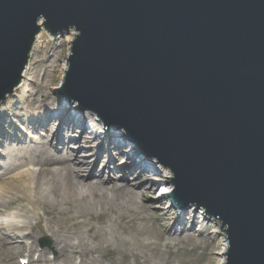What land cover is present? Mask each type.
Instances as JSON below:
<instances>
[{"label":"water","instance_id":"95a60500","mask_svg":"<svg viewBox=\"0 0 264 264\" xmlns=\"http://www.w3.org/2000/svg\"><path fill=\"white\" fill-rule=\"evenodd\" d=\"M43 29L77 31L60 93L221 220L225 264H264V0H0V103Z\"/></svg>","mask_w":264,"mask_h":264},{"label":"bare ground","instance_id":"6f19581e","mask_svg":"<svg viewBox=\"0 0 264 264\" xmlns=\"http://www.w3.org/2000/svg\"><path fill=\"white\" fill-rule=\"evenodd\" d=\"M46 36L50 40L54 39L46 30L43 29L41 31L33 48V53L37 50L36 55L33 58L31 56L24 72L22 83L14 91V94L18 91L26 94L28 86L38 88L36 84L30 85L27 76L33 75L32 60L37 62L40 54L46 50L45 46L48 45L45 42ZM56 40L58 38H55V42ZM59 40H63L64 45L68 44V47H70V43L73 40V32ZM41 41L44 46H39V44H42L40 43ZM65 59L67 58L65 57ZM63 69L66 70V64L62 66ZM47 85L49 86V82H47ZM40 92L44 98L48 97V94L43 92V90H40ZM10 98L0 105V112L3 106L7 107V102ZM55 101L58 102L57 97ZM48 102L49 100L46 99L44 102L33 100L28 103L27 108L32 107L34 111V125H38L40 132H42L39 134L34 129L36 136H42L36 141L35 145H31L25 138L17 137V135L13 134L7 139L12 142H18L19 146L16 150H10L5 154V165L2 172H0V179L2 180L0 185V264H15V260L19 259V257H23L21 259L26 260V264H74L77 258L80 261L79 264H95L96 258L94 256L97 254H103L106 259L108 252L102 253L103 246L100 243H89V240L82 235L81 230L88 228V232L92 233L93 228L87 227V221H90L94 216H97L99 220H104L106 218L105 213L112 210L113 205L118 208H128V210H131L130 207L134 205L137 215L129 219L126 218L124 227L127 230V227L132 228L135 223L143 224L144 229L138 227V230H136L138 236H156L159 242L152 241L148 243L139 241L138 244L141 246L143 254H146L147 250L155 255L159 261H162V264H170L165 254V251L168 252V250L172 249L169 243H175L180 240L195 243L196 247H199L202 243L207 244L206 255H211L218 246L221 247L220 252L216 251V254L218 256L221 255L218 259L220 264L225 263V252L229 243L226 239V233L223 234L224 229L220 227L219 222L210 221L207 212H203L201 217V212H198L201 208L196 209L193 206H190L188 211L185 209L180 214L177 210L174 211L173 207L175 206L170 202V194L173 193L174 186L168 180L173 172L168 169L163 170L162 173L167 175L168 179L166 180L168 182L159 190L161 201L167 203V213H153V206L146 204L145 201L144 203L139 202V199L141 201L144 200L146 192L140 190L136 183L143 182V179H147L149 176H160V168L156 167L157 170L153 167L157 172L152 171L150 168L146 169L148 166L142 160H138L140 157L134 158L133 155L129 156V153H126L128 159L126 160L136 166L132 165L137 170L136 175L129 177L126 165H115V170L124 169V172L119 171L118 174H114L109 162L103 163V169L98 172L97 167L99 170V164L102 162L101 154L107 148H111L109 146L103 148L101 144L108 142L107 144L111 145L119 140L120 137L114 135L102 136V134L100 135L102 131H91L92 137H88L86 132L87 125L83 117L70 119L73 123L72 126L70 125L67 115L72 116L71 112L77 106L76 102H70L68 107H63L60 103L59 108H56L53 104L47 106ZM56 113L58 114L57 116L55 115ZM22 123L25 122L22 121ZM65 127L72 134H78L80 147L83 148L82 152L85 153V156H83L85 157L84 160H80L77 157L80 151L71 153L67 145H64L66 143H61L63 142V135L65 136V133H61V130ZM111 129V131H115L114 128ZM117 131L120 133L119 129ZM120 134H122V131ZM48 140H56V144L58 148L62 149V153H55L52 142L49 144ZM121 149L120 144H118V147L112 148L116 155L119 154ZM127 151L125 150V152ZM124 159L123 157L122 162H124ZM152 159L153 165L162 167L160 162L156 164L157 160L155 158ZM110 161L114 163L115 159L112 158ZM135 176H138L140 180L131 182V179L137 178ZM144 186L148 187V185ZM152 189L155 188L151 187L149 191ZM187 212H189L188 222L194 224V232L198 236L194 232L186 233L184 226L186 218L183 216ZM62 218H66V224L69 225L70 229L77 231V236L74 234L70 235L62 229L64 226L62 224H65L61 220ZM56 219L62 222V227L59 223L57 224L59 226L57 230L53 226ZM155 219L159 223L157 224V230L149 232L147 229L149 228L148 224H151ZM32 221H35L34 225ZM44 222L46 224L45 229L42 226ZM213 223L215 226L209 231V224ZM197 225L200 229H198ZM176 227L178 228L174 229ZM99 232L105 237L107 232L109 235L110 230L103 223ZM39 233L42 235L44 233L51 234L54 240V250L58 254L57 258L50 259L47 250L38 248ZM97 235L98 232L93 233L95 238H97ZM209 237L215 242L209 241ZM117 240L119 241L120 239L117 238ZM132 255L136 264H152L150 260L140 256L138 253L133 252ZM109 260L111 263L113 262V259L109 258ZM129 260L130 257L127 254L122 264H129Z\"/></svg>","mask_w":264,"mask_h":264},{"label":"rangeland","instance_id":"374dc122","mask_svg":"<svg viewBox=\"0 0 264 264\" xmlns=\"http://www.w3.org/2000/svg\"><path fill=\"white\" fill-rule=\"evenodd\" d=\"M58 40L55 39L50 40L48 36L45 38V42L48 43L46 47V50L40 54V57L38 58L37 62H34L32 60L31 63V68H33V75L27 76L28 80L30 81V85H37L38 88H33L32 86H28V92L26 94H23L21 92H16L11 96V98L7 102V107L3 106L2 111L0 112V172H2L4 168V156L7 152L10 150L14 151L16 148L19 146L18 142H12L7 140L11 135H17V137H23L28 141L31 145H35L36 141L42 137L41 135L36 136L35 131H37L39 134L40 132V127L38 125H34V111L32 110L33 108H27L28 103L36 100V102H44L46 99L49 100L47 103V106L49 105H54L56 108H59V104L55 102V97L56 95L54 94V87L57 86L58 84L61 83V79L63 76L64 69L62 70V66L65 64V57L68 56L69 52V45H64L63 40H59L61 37H57ZM42 43V41L40 42ZM39 46H44L43 43L39 44ZM37 51V50H36ZM36 51L33 53L32 58L35 57ZM49 55V56H48ZM49 60V61H48ZM34 81V82H33ZM47 82H49V86L47 85ZM40 90H43V92L48 94L47 98H44L41 95ZM29 97H31L29 99ZM62 103V102H61ZM32 110V111H31ZM55 110V109H53ZM63 114V113H62ZM19 118V119H18ZM25 122V123H22ZM30 122H32L30 124ZM86 124L88 122L85 121ZM30 124V125H29ZM71 126L73 124H70ZM90 126V124H89ZM35 129V131H34ZM99 128H95L94 131L96 132ZM87 136H90L91 132L87 129ZM61 133H65V136L63 135V142L61 143H66L64 145H67L68 149L70 152H75V151H80L77 154V157L80 160H84L85 153L82 152V147H80V142L78 141V134L77 133H71L69 132V129L66 127L61 130ZM84 133V130H83ZM3 134V135H2ZM67 135V136H66ZM82 136V135H81ZM103 136V135H102ZM62 137V136H61ZM52 142L53 144V149L55 153H62V149L58 148V145L56 144L55 141H50L48 140V143L50 144ZM108 142H105V144H101L104 147H111L107 148L106 151H103L101 154V160L102 162L99 164V170L97 167V171L100 172L104 165L106 163H110L112 166L111 168L114 170V174H118L119 171L124 172L123 170H115V165H126L128 168L127 175L133 176L134 174L136 175L137 170H135L134 167H136L133 163L131 164L129 161L126 160L127 155L125 150H130L129 148L124 149L125 147H122L120 150L119 154H114V151L112 148H116L113 144L108 145ZM71 147V148H69ZM128 152V151H127ZM126 155V156H125ZM124 159V162H122V158ZM114 158L115 162L112 163L110 159ZM117 158V159H116ZM120 158V159H119ZM97 159V158H96ZM95 159V160H96ZM152 164V163H151ZM134 167H133V166ZM32 170V168H31ZM96 170V169H95ZM106 174V173H105ZM159 176V175H158ZM152 177L149 176L143 179V182H138L136 183V186L139 187L140 190H143L146 192L144 194V200L141 201L139 199V202H142L146 204H149L153 206V213L159 212L161 214H166L167 213V203L165 201H161V196H160V188L165 186V182L167 181L166 179V174H164V177ZM137 178L131 179V182H136V180H140L138 176H135ZM156 178V179H153ZM153 179V180H152ZM145 180V181H144ZM2 184V180L0 179V185ZM144 185H148V187H145ZM155 188L149 191V188ZM149 192V193H148ZM132 205V204H129ZM131 210H128V208H118L116 206H112V210L108 211L105 213L106 218L104 220H99L97 216H94L90 221H87V227L93 228V232L89 233L88 228L82 229V235L88 239L89 243H94L98 244L100 243L103 246V251L102 253H107L106 259L104 255H95L94 257L96 258V263L95 264H122V262L125 260L127 257V254L130 257L129 264H136L134 262V258H132V253H138L140 256L146 257L148 260L151 261L152 264H162V261H159L155 255L152 253L148 252L146 250V254H143V250L141 246L138 244L140 242H159L156 239V236H150V235H142L138 236L136 233V230H138V227L141 229H144L143 224H133L132 228L127 227V230L125 229V219L126 218H132V216L137 215L136 208L133 206L130 207ZM189 210V207L186 209V211ZM204 210L201 208L198 212H201V217L203 216V212L201 211ZM176 211V209H174ZM189 212H187L183 217H185L184 221V226L186 228V233L194 232L195 226L194 224L188 222L189 217H188ZM198 215V214H197ZM156 216V215H155ZM157 217V216H156ZM60 219V218H59ZM59 219H56V222L53 223L54 228L57 230L58 229V223L62 227V229L68 234H74L77 236V231L72 230L69 228V225L66 224V218H62L65 222V224H62V222H59ZM105 224L108 226L110 232L108 235V232L105 237H103V234L99 232L100 226L102 224ZM32 224H35V221H32ZM157 224L158 221L155 219L151 224L149 223V232L157 230ZM43 228L45 229V222L42 224ZM194 226V228H193ZM198 226V225H197ZM99 227V228H98ZM178 227L174 228L177 229ZM214 228L213 224H209V231ZM198 229L200 227L198 226ZM197 229V230H198ZM37 232H39L37 230ZM98 232L97 238L93 236V233ZM196 235L197 233L194 232ZM198 236V235H197ZM120 240L118 241L117 238ZM47 240L48 245L45 247L41 246V240L43 241ZM73 239V238H71ZM209 241L215 242L211 237H209ZM46 243V244H47ZM54 240L51 237L50 233H44L43 235L39 233V240L37 242L38 248L39 249H45L49 252V258L54 259L58 257V254L54 250L53 247ZM117 244V245H116ZM162 245V244H160ZM171 245L172 249L168 250V252L165 251V254L167 255V260H169L170 264H220L219 262V257L216 253V251L221 250V247H217V249L214 251V253H211V255H206L207 252L205 253V250H208V245L207 244H200L199 247H196L195 243L192 242H187L185 240H180L175 243H169ZM210 245V243H209ZM212 245V244H211ZM117 250V251H116ZM218 256V257H217ZM23 257H19L21 259ZM109 258L113 259V262L109 260ZM161 258V257H159ZM16 259L15 264H19L20 260ZM212 259V260H211ZM79 259L77 258L74 262V264H79Z\"/></svg>","mask_w":264,"mask_h":264}]
</instances>
